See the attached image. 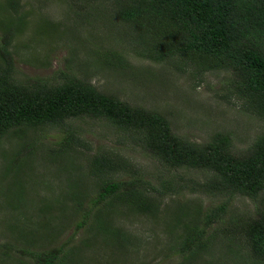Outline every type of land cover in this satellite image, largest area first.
I'll return each mask as SVG.
<instances>
[{"label": "rangeland", "instance_id": "obj_1", "mask_svg": "<svg viewBox=\"0 0 264 264\" xmlns=\"http://www.w3.org/2000/svg\"><path fill=\"white\" fill-rule=\"evenodd\" d=\"M5 1L10 0H0V23L12 25L18 17L23 22L8 49L16 83L40 79L54 85L74 74L101 94L160 114L173 134L189 142L228 135L237 154L261 131L263 122L226 87L229 73L198 75L189 67L177 72L168 63L136 56L138 32L117 19L109 0H13V9ZM105 50L118 52L123 68L104 64L98 56ZM66 123L76 137L70 149L57 150L63 136L57 126L11 131L0 138V264H32L20 251L58 247L68 264H250L243 247L210 236L218 224L206 229L205 249L177 251L186 226L200 218L198 208L201 212L225 200L180 187L190 188L206 173L168 168L143 156L122 144L123 135L101 119ZM97 153L117 163L102 180L134 175L154 187L168 180L174 193H150L154 208L148 213L117 203L94 205L101 184L90 176L87 162ZM229 206L224 220L253 210L252 202L241 197Z\"/></svg>", "mask_w": 264, "mask_h": 264}, {"label": "trees", "instance_id": "obj_2", "mask_svg": "<svg viewBox=\"0 0 264 264\" xmlns=\"http://www.w3.org/2000/svg\"><path fill=\"white\" fill-rule=\"evenodd\" d=\"M109 1L117 19L138 32L134 53L139 58L168 63L177 72L189 67L198 75L229 73L226 87L263 122L259 134L237 154L231 150L228 135L218 134L200 144L189 142L173 134L160 114L101 94L74 74L61 76L54 85L40 79L16 83L10 76L12 57L8 49L23 26L18 17L12 25L0 23V138L11 131L57 126L63 128L57 150L70 149L76 137L67 120L101 119L123 135L122 144L137 148L143 156L168 168L206 173L202 181L181 188L225 198L201 212L198 208L200 218L186 226L179 255L205 249L209 240L206 229L218 224L211 237L220 236L243 247L249 252L250 264H264V0ZM5 4L12 9L15 6L13 0ZM40 29L46 32V27L40 25ZM98 57L108 66H124L114 50H105ZM14 163L10 161V166ZM116 164L100 153L87 162L90 176L101 184L94 205L117 203L148 213L154 208L150 193H174L175 186L171 187L168 180L156 187L133 174L125 181L102 180L117 168ZM234 197L251 201L252 213L236 218L229 215L224 220ZM20 253L32 264H68L63 247L39 252L24 249Z\"/></svg>", "mask_w": 264, "mask_h": 264}]
</instances>
